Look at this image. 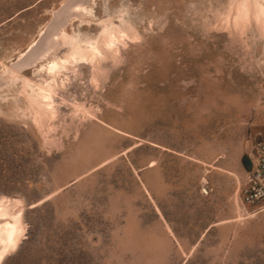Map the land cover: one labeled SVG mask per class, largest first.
<instances>
[{
  "label": "rangeland",
  "instance_id": "rangeland-1",
  "mask_svg": "<svg viewBox=\"0 0 264 264\" xmlns=\"http://www.w3.org/2000/svg\"><path fill=\"white\" fill-rule=\"evenodd\" d=\"M70 1L0 0V72L10 71L0 76V200L26 229L4 264H264V213L219 225L236 220L243 158L264 139V26L236 30L237 0L76 3L93 13L75 27L73 13L59 35L99 40L97 21L123 12L134 29L124 38L137 41L55 87L53 120L23 84L47 86L40 57L13 66Z\"/></svg>",
  "mask_w": 264,
  "mask_h": 264
},
{
  "label": "bare ground",
  "instance_id": "bare-ground-1",
  "mask_svg": "<svg viewBox=\"0 0 264 264\" xmlns=\"http://www.w3.org/2000/svg\"><path fill=\"white\" fill-rule=\"evenodd\" d=\"M234 3H236V2H234ZM94 4H96V3L93 2V5ZM233 6L234 7L232 8L233 9L232 12H233V16H234L233 17L234 21L233 22L231 21L232 17L230 18L231 20L230 19H228V20L231 21V24L235 22V24H233V26L236 25V30H237V27H241V29L246 30L247 27H249L248 25L252 24V22H254V21L256 22V24L258 23L257 25L259 27H261L260 25L264 26V0H237V4H235ZM230 7H232V6H230ZM92 9H90L91 10L89 12L90 14L93 13ZM86 11H88V9L85 8L83 5H80V4L74 5L72 7V12L74 13L73 19L77 20L74 24V27L79 22L80 23L84 22L82 15H86L85 17H88L90 15L89 13L85 14ZM229 11H231V10H229ZM122 13L116 14V15L108 14V15H106L104 20L97 21L98 24L97 25L95 24V25L99 27V29H98L99 33H100L99 40L91 39L90 41H83V40L79 41L80 38L77 39L78 31L76 29L74 30V36H71V35L68 36L67 34H63V36H61V34L56 35L57 36V42H58V43H56V46H55L56 51L49 54V51L52 50V49H49V50H47V54H49V55H47V54H46L47 56L41 55L44 58L43 59L39 58V59H37V61H42V63L40 64L39 67H37V70L35 69L36 74L38 72L39 73L38 75H40L41 77H44V78H48L47 80L52 81L53 83H50L49 81L46 80V83H47L46 87L41 85V86H39L38 89H36L31 85V83L33 81H31V83H30V80L24 77L25 79L29 80L26 82H24L25 80L23 81L24 82L23 84L25 86L24 88L29 93L33 92V94H35V96L37 95L39 105L44 110L45 114L47 115V117L49 119L55 120L57 112H58L56 107H55V104L57 102L54 100V95L56 94V92L54 90L55 87H57L58 89H62V90L67 89L68 86H70L72 84L74 78L78 79L83 75V72L86 68H90V67L96 68L99 65V63L101 62V60L107 59L109 56H111V57L121 56L123 54V51H127L129 49L128 45H130V43L131 44L136 43V42H134V41H137L136 39L132 38L133 41L132 40L130 41V38H129V41H126L124 38V35L126 36V34H127V32L125 30H128V29L134 30V29H132L131 26L127 27V26H129V23L127 25V18L124 17L123 16L124 14H122ZM94 14H95V12H94ZM94 14H92L93 16H91V17L96 18L97 16H96V14L94 16ZM228 16H227V18H228ZM226 19H225V21H226ZM90 21L91 20H89V22ZM72 22H74V21H72ZM227 23H228V21L225 23V25ZM95 25H91L90 28H88L89 25L88 26H82V28L79 26L81 28L80 32H83L86 29L93 30V27ZM72 26H73V24H72ZM231 27H232V25H231ZM233 28H231V29L233 30ZM263 29H264V27H262V30ZM127 36L129 37V35H127ZM134 37H136V36H134ZM122 38H124V41H122L123 40ZM126 39L128 40V38H126ZM138 39H139V37H138ZM58 47L61 50L64 49V50L68 51V56L65 59H62L58 56V54H59L58 50H57V49H59ZM9 75H10V71L8 70V68L6 70H4L3 72H0L1 77H8ZM16 78L18 79L19 77L16 76ZM59 79H63L66 81H64V82L62 81V83H60L58 81ZM18 82H20V81L18 80ZM12 84H13V86H15L14 83H12ZM12 84H10V85H12ZM16 84H17V81H16ZM10 85H8V86H10ZM35 89L37 90L36 93H34ZM27 91H24L25 94L27 93ZM33 94H32V96H33ZM27 95H28V97L26 96V98L29 99V96L31 97V95H29V94H27ZM3 98H5V97H3ZM34 98L32 100H34L35 104H36V99H34ZM6 100H8V99L6 98ZM6 100H4V101H6ZM61 100H63V99H61ZM30 101H31V99H30ZM31 102H33V101H31ZM59 105L58 106L56 105V106L59 108ZM60 107H61V105H60ZM80 110H82V109H80ZM33 112H35V111H33ZM50 121L52 122V120H50ZM102 126L105 127L107 130H110V131H112V132H114L120 136H124L127 138L132 137L131 135H129V134H127L121 130L107 126L106 124H102ZM53 132H55V130H53ZM152 146L155 147L156 149H159V150H164L167 152L169 151L168 149H166V148H164L158 144H152ZM189 159H190V161H192V162H194V163H196L202 167L209 168L210 170L208 171V174L211 172H219V173L228 175L234 181H237L240 184L239 176L233 171L224 170L222 168L215 167L214 165H208L207 163H205L204 161L199 160V159H194V158H189ZM222 159H223V157L218 158L217 162H219ZM157 166H158L157 162H152L150 169H154ZM145 190H146V193L148 194V196L151 198V195L147 191L146 188H145ZM239 194H240V191L237 192V196H236L237 197L236 210H237V215H238L236 217V220L223 222V223H220L219 225L245 221L247 219L246 217H248V219H251V218H255L259 214L264 213V211H262L260 213L245 212V215H243L244 210H243L242 206L240 205V202L238 199ZM151 200L153 201L152 198H151ZM17 204H19V203H17ZM14 208H15V205L9 199H6L3 197V199L0 200V264H4L7 261V259L11 256V254L14 251H16V249L19 246V244L21 243V240L23 239V237L25 235V231H26V229L24 228L23 218L20 215L21 211L14 212ZM15 210H16V208H15ZM156 210L159 213V215L161 216V213L157 207H156ZM161 218H162V216H161Z\"/></svg>",
  "mask_w": 264,
  "mask_h": 264
},
{
  "label": "built area",
  "instance_id": "built-area-1",
  "mask_svg": "<svg viewBox=\"0 0 264 264\" xmlns=\"http://www.w3.org/2000/svg\"><path fill=\"white\" fill-rule=\"evenodd\" d=\"M251 170L246 176L240 191V203L245 210L264 208V139L257 142L253 150L247 155ZM202 197L212 193L207 181L200 190Z\"/></svg>",
  "mask_w": 264,
  "mask_h": 264
},
{
  "label": "water",
  "instance_id": "water-1",
  "mask_svg": "<svg viewBox=\"0 0 264 264\" xmlns=\"http://www.w3.org/2000/svg\"><path fill=\"white\" fill-rule=\"evenodd\" d=\"M80 2L85 7H88L92 3V0H71L68 4L64 5L61 11L55 15L52 24H50V26L42 32L40 39L36 43H34L25 54L21 55L17 64L13 66L16 70L19 71L23 63L32 64L26 67V70H30L31 68L36 66L34 65L36 57H40L43 59V56L47 54L48 47L52 46V50L49 51V54L56 50L55 46L56 43H58L56 35L61 32L63 26H69L70 22L72 21L71 15L73 14L71 7L74 4Z\"/></svg>",
  "mask_w": 264,
  "mask_h": 264
},
{
  "label": "trees",
  "instance_id": "trees-1",
  "mask_svg": "<svg viewBox=\"0 0 264 264\" xmlns=\"http://www.w3.org/2000/svg\"><path fill=\"white\" fill-rule=\"evenodd\" d=\"M242 163L245 171L249 172L251 170V163L247 156L243 158Z\"/></svg>",
  "mask_w": 264,
  "mask_h": 264
},
{
  "label": "crops",
  "instance_id": "crops-1",
  "mask_svg": "<svg viewBox=\"0 0 264 264\" xmlns=\"http://www.w3.org/2000/svg\"><path fill=\"white\" fill-rule=\"evenodd\" d=\"M206 163V162H205ZM224 170H226V169H224ZM211 173H213V172H211ZM211 173H209V174H211ZM219 173V172H218ZM222 174V173H221ZM223 175H225V174H223ZM227 177H229L228 175H226ZM229 178H231V177H229ZM232 179V178H231Z\"/></svg>",
  "mask_w": 264,
  "mask_h": 264
}]
</instances>
